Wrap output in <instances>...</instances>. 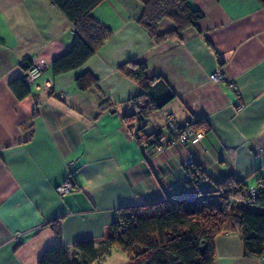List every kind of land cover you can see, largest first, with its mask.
<instances>
[{
  "label": "crops",
  "instance_id": "crops-1",
  "mask_svg": "<svg viewBox=\"0 0 264 264\" xmlns=\"http://www.w3.org/2000/svg\"><path fill=\"white\" fill-rule=\"evenodd\" d=\"M190 3L203 11L195 25L155 39L137 22L140 0H101L91 13L111 34L80 66L52 75L50 59L71 43L68 19L51 0H0V264H35L56 238L69 250L98 240L119 206L196 189L186 181L187 160L205 170L204 187L227 173L250 186L264 175V0ZM171 26L166 17L157 22L159 32ZM26 57L43 65L17 98L8 81L23 75ZM128 58L144 60L174 93L133 121L123 113L134 111L128 99L141 88L118 69ZM84 69L97 81L79 90L73 79ZM213 71L222 78L211 80ZM190 113L208 121L202 137L167 142L164 116L184 122ZM136 125L160 130L164 144L142 147ZM67 178L71 187L57 194ZM213 245L212 264H264V253L243 254L235 230L218 232ZM114 250L88 264H123Z\"/></svg>",
  "mask_w": 264,
  "mask_h": 264
},
{
  "label": "trees",
  "instance_id": "trees-1",
  "mask_svg": "<svg viewBox=\"0 0 264 264\" xmlns=\"http://www.w3.org/2000/svg\"><path fill=\"white\" fill-rule=\"evenodd\" d=\"M71 24L70 46L54 55L49 61L52 75L80 66L111 34L112 29L96 18L91 9L101 0H51ZM142 11L137 22L148 34L160 39L179 32L203 16V11L190 0H140ZM166 17L172 26L164 32L157 30V22ZM32 57L21 59L24 70L31 66ZM118 69L140 85V91L130 97L136 106L134 111L124 112L123 119L146 118L152 111L170 99L174 93L164 77L151 74L144 60L128 58ZM75 87L86 89L97 81V76L84 69L74 76ZM8 84L17 98L29 93L27 81L22 76L10 78ZM142 95V96H141ZM141 96V97H140ZM105 99H101V106ZM166 129L167 142L180 143L175 131L184 129L205 130V116L190 113L184 122ZM142 147H158L164 144L162 132L146 133L143 126L132 132ZM182 141V140H181ZM183 143V142H182ZM186 143V142H184ZM186 181L195 182L197 188L180 193L156 196L146 202L122 205L116 209L107 233L98 240L91 238L76 241L69 250L56 238L46 245L35 264H88L110 252L112 246L126 252L123 264H212L213 239L218 232H238L243 254L260 256L264 253V175L256 177L255 184L234 173H227L212 182L211 187L199 186L207 174L197 163L185 166ZM250 188L253 191L250 192ZM57 228L58 219L49 221ZM56 230V229H55ZM58 233V231H55Z\"/></svg>",
  "mask_w": 264,
  "mask_h": 264
},
{
  "label": "built area",
  "instance_id": "built-area-1",
  "mask_svg": "<svg viewBox=\"0 0 264 264\" xmlns=\"http://www.w3.org/2000/svg\"><path fill=\"white\" fill-rule=\"evenodd\" d=\"M42 65H43V61H42V59H35V58H32L31 66L28 67V68L24 71V73H23V75H22L23 79H25V80L27 81V80L33 78L34 76H36V75L39 73V71H40L39 69H41ZM211 75H213V77L220 78V73L213 72V73H211ZM169 123H170L169 125H171V124H172V121L170 120ZM179 133H180L179 135L176 134V136H175V138L178 137L177 140L186 139V138H188L189 136H192L190 139L193 140V139H196L197 136H200V135L202 134L201 131H198V132H196V133H193V132H192L190 129H188V128L184 129L183 131H180ZM182 141H183V140H182ZM188 162H189V160H187V164H188ZM68 189H69V188H68V181H66V180H65L64 184H58V185L55 186V192H56L57 194H62L63 192H65V190H68ZM250 189H251V190H250ZM250 189H249L250 192L253 191V188H250ZM18 235H19V232H17V233L15 234V236H18Z\"/></svg>",
  "mask_w": 264,
  "mask_h": 264
},
{
  "label": "rangeland",
  "instance_id": "rangeland-1",
  "mask_svg": "<svg viewBox=\"0 0 264 264\" xmlns=\"http://www.w3.org/2000/svg\"><path fill=\"white\" fill-rule=\"evenodd\" d=\"M142 6H143V4H142ZM40 71H41V69H39ZM39 71V72H40ZM213 72H217V73H220V78H217V77H213V75H211V73H209V78L211 79V80H214V81H217V80H220L221 78H222V74H221V72H219V71H213ZM212 72V73H213ZM35 77V76H34ZM142 96V95H141ZM140 96V97H141ZM132 102V100L131 99H128V102ZM133 106L134 107H136L134 104H133ZM112 109V108H111ZM148 109H150V111H155L156 109L155 108H151V107H148ZM111 111V110H110ZM111 112H113V111H111ZM114 113V112H113ZM152 113V112H151ZM130 119L133 121L135 118H134V116L131 118L130 117ZM169 119H170V116L168 115V114H166L165 116H164V124H165V126L166 127H168L169 126ZM131 125H132V123H131ZM173 125V127H172V129L173 130H176V127H174L175 125L174 124H172ZM133 126V125H132ZM135 128L136 127H139V126H134ZM135 128H133L132 127V130L134 131V129ZM190 130L193 132V133H196V132H198V131H201L202 132V134L200 135V136H197V138L196 139H200L201 137H202V135H203V130H193L192 128H190ZM176 134H180L179 132H177V131H175V135ZM108 137H110L109 136V134H104L103 135V141H106V139L108 138ZM192 136H189L188 138H186V139H182L183 141H181V140H178L180 143H184V142H189L190 140H192V139H190ZM176 139H178V137L176 138ZM184 165V164H183ZM187 165V164H186ZM185 165V166H186ZM66 181H68V188H70L71 187V185H72V183L70 182V180H68V178L66 179ZM247 181L249 182V180L247 179ZM64 182H65V180H63L61 183H59V184H64ZM58 185V184H57ZM56 186V185H55ZM251 190V189H250ZM65 191H67V190H65ZM252 192V191H251ZM64 193V192H63ZM60 195V194H59ZM115 249V248H114ZM117 249H119V248H117ZM110 251H111V249H110ZM114 251H117V253H120L121 255H123L124 256V260H126L127 258H126V252L125 251H122L121 249H119V250H114ZM110 253V252H109ZM106 255H108V254H106ZM106 255H104V256H106ZM107 257V256H106ZM125 262V261H124Z\"/></svg>",
  "mask_w": 264,
  "mask_h": 264
}]
</instances>
